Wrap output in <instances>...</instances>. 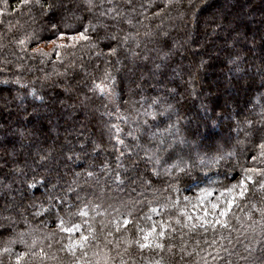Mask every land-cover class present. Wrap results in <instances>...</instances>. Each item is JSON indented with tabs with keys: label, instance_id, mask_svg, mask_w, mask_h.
Wrapping results in <instances>:
<instances>
[{
	"label": "trees",
	"instance_id": "1",
	"mask_svg": "<svg viewBox=\"0 0 264 264\" xmlns=\"http://www.w3.org/2000/svg\"><path fill=\"white\" fill-rule=\"evenodd\" d=\"M40 4L0 0L2 264H264V0ZM90 22L117 40L72 39Z\"/></svg>",
	"mask_w": 264,
	"mask_h": 264
},
{
	"label": "snow or ice",
	"instance_id": "2",
	"mask_svg": "<svg viewBox=\"0 0 264 264\" xmlns=\"http://www.w3.org/2000/svg\"><path fill=\"white\" fill-rule=\"evenodd\" d=\"M36 3L38 5H40L41 7H43V5L40 4V0H36ZM84 4H85L86 10L92 11V9L94 7H96V0H84ZM53 6L54 5H50V7H53ZM103 14H106V13H103ZM72 39H74V40L79 39V40H83V41H89V40L95 39L97 42H99L100 40L115 41V40H117V37L115 35H105V36L101 37L100 34L97 32V27L95 25H91V22H90V27L84 28L83 31L80 32L79 37H72ZM20 43H23V41H20ZM93 46H98V44H94ZM115 53H116V48H112L110 53H109V55H115ZM201 66H203V62L201 64ZM97 87L100 89L102 94L106 91L105 88H101L99 85H97ZM153 119H155L154 115H153ZM249 127H251V124H249ZM119 143L123 144L124 141L120 140ZM258 147L260 149L264 150V142H261L258 145ZM169 158H171V154H170ZM47 159H48L47 156H41L39 158L38 163L43 165L44 162ZM253 159H255V157H253ZM173 167H178V165H173ZM179 170L181 172H187L188 171V169L186 167H180ZM247 171H256V170L255 169H248ZM246 179L247 180H251V177L250 176L246 177ZM39 183H41L42 186L47 187L48 181L47 180H42V181H39ZM240 185L241 186L244 185V180L240 181ZM28 186L30 188L35 187V183L29 184ZM236 187H237V185H233L232 189H235ZM262 187H264V185H262ZM232 189H228L227 190L229 192V194H231ZM245 191H246V189H245ZM207 195H211V193L209 192V193H207ZM223 195H224V193H221V196H223ZM243 195H244V192H241V196H243ZM227 203L229 204V206L231 205V201H228ZM212 209L216 210V211H219V215L220 216L227 215V210H220L219 204H213L212 205ZM49 211H50V209H43L42 212L39 213V215H43L45 212H49ZM59 211H63V207L62 206L59 209ZM152 211L155 212L156 209H152ZM78 214L81 215V216L87 215V213L84 212L83 210L79 211ZM210 214L211 213L207 209L204 210V217H208ZM58 219H59V227H60L61 231L67 232L69 234L80 233L79 240L70 242L66 246L67 250L69 252L73 253V255H74L75 251L77 249H80V250L84 251L85 255H86L85 244L89 241V238H90L89 235H84L81 232V225L73 223V224H71V226L66 227L65 225H66L67 221L63 217H58ZM147 219L151 220V217H147ZM188 219H192V217L189 216ZM124 223L126 225V224L129 223V221L125 220ZM177 223H179V221H177ZM215 223H220V221L219 220H215ZM209 224H210V221L205 218V219L201 220L200 226L201 227H207ZM221 226L225 227L226 225L222 224ZM193 227H196V225H193ZM139 231L141 233H143L142 240L144 241V242L137 241L140 249L152 248L153 245L151 243H148V241H150V239H155L153 237V233H156V226L153 225L150 228V230H148V231H145L143 228L139 229ZM157 235L159 237H163L164 236V231H160ZM164 247L165 246L162 243H159V242H156L155 245H154L155 249H159L161 251L164 249ZM169 250H171V249H169ZM8 251H9V249H7V248L4 249V252H8ZM42 252H43V250H41V253ZM25 255H27V253L17 254L15 264H20V261L24 258ZM0 264H2V261H0ZM78 264H79V262H78ZM96 264H101V262L98 260L96 262ZM103 264H107V260H105L103 262ZM157 264H159V262H157Z\"/></svg>",
	"mask_w": 264,
	"mask_h": 264
},
{
	"label": "rangeland",
	"instance_id": "3",
	"mask_svg": "<svg viewBox=\"0 0 264 264\" xmlns=\"http://www.w3.org/2000/svg\"><path fill=\"white\" fill-rule=\"evenodd\" d=\"M107 93H108V96H110V93L109 92H107ZM108 98H110V97H108ZM213 204H214V202H212V201L208 202L207 200H202L200 198L193 201V205H191L189 208V213H190V216L192 217L191 220L194 221L195 225L200 226L201 220L205 219V218L208 219L209 221H213V223H215V220H219L220 221L219 224H221V225L223 224L224 216H220L219 211L212 209ZM215 204H219V206H220L219 202H217ZM205 209H207L211 213L208 217H204V210ZM220 210H222L221 206H220Z\"/></svg>",
	"mask_w": 264,
	"mask_h": 264
}]
</instances>
